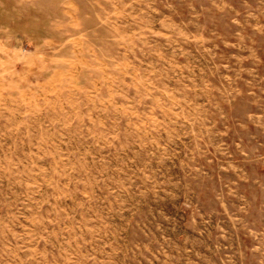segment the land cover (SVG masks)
Listing matches in <instances>:
<instances>
[{
  "label": "rangeland",
  "instance_id": "obj_1",
  "mask_svg": "<svg viewBox=\"0 0 264 264\" xmlns=\"http://www.w3.org/2000/svg\"><path fill=\"white\" fill-rule=\"evenodd\" d=\"M0 4V264H264V0Z\"/></svg>",
  "mask_w": 264,
  "mask_h": 264
},
{
  "label": "crops",
  "instance_id": "obj_2",
  "mask_svg": "<svg viewBox=\"0 0 264 264\" xmlns=\"http://www.w3.org/2000/svg\"><path fill=\"white\" fill-rule=\"evenodd\" d=\"M0 10H1V4H0Z\"/></svg>",
  "mask_w": 264,
  "mask_h": 264
}]
</instances>
